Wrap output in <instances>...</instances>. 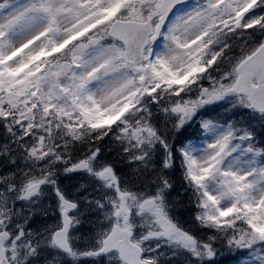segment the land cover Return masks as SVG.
<instances>
[{
	"label": "snow or ice",
	"instance_id": "6c2138e0",
	"mask_svg": "<svg viewBox=\"0 0 264 264\" xmlns=\"http://www.w3.org/2000/svg\"><path fill=\"white\" fill-rule=\"evenodd\" d=\"M0 264H264V0H0Z\"/></svg>",
	"mask_w": 264,
	"mask_h": 264
}]
</instances>
